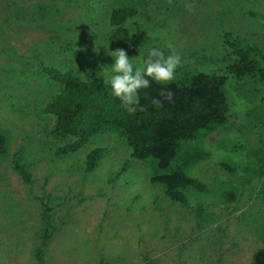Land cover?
<instances>
[{"label":"rangeland","instance_id":"1","mask_svg":"<svg viewBox=\"0 0 264 264\" xmlns=\"http://www.w3.org/2000/svg\"><path fill=\"white\" fill-rule=\"evenodd\" d=\"M121 7L134 16L113 27L110 12ZM130 20L136 31L129 38L123 28ZM225 36L264 54V0H0V130L7 140L0 264H264L263 84L229 76L228 124L186 146L176 163L189 164L186 176L206 189L185 192L183 203L151 186L150 165L131 158L114 134L56 157L61 143L49 136L53 122L43 112L60 86L41 74L42 65L84 81L103 78L112 61L97 46L109 39L107 50L124 49L128 58L167 44L181 57L178 77L228 75ZM95 148L105 150L104 159L86 172ZM14 161L28 181L13 171ZM42 205L54 229L45 246Z\"/></svg>","mask_w":264,"mask_h":264},{"label":"trees","instance_id":"2","mask_svg":"<svg viewBox=\"0 0 264 264\" xmlns=\"http://www.w3.org/2000/svg\"><path fill=\"white\" fill-rule=\"evenodd\" d=\"M133 10L131 7L113 9L109 24L113 27L122 25L134 16ZM222 41L229 61L228 75L197 72L178 77L176 72L167 85L150 82L147 89L138 93L144 110L134 114L126 113L120 107L102 77L84 81L71 71L60 72L42 65L41 74L60 86L59 92L50 97L43 111L53 122L49 136L61 143L55 148L54 155L59 157L78 152L94 137L114 134L123 140L131 158L150 165L151 186L160 187L170 201L183 203L185 192L204 193L203 184L186 176L185 169L189 164L176 167L181 151L228 124L230 106L226 84L229 76L240 85L248 82L264 85L262 51L240 38L225 36ZM161 89L171 90L173 100L164 102L163 107L157 110L150 100L159 98ZM6 148V136L0 130V156L6 154ZM104 156L105 150L100 148L90 151L84 162L86 172L97 168ZM258 165V176L263 179L259 194L264 195V157L258 158ZM12 167L23 181L29 180L28 172L20 161H14ZM225 168L236 171L235 166ZM245 171L255 173L253 168ZM42 208V216L47 223L44 232L40 233V241L45 246L54 229L49 225L51 210L43 205ZM40 249V246L35 248V256L39 260Z\"/></svg>","mask_w":264,"mask_h":264},{"label":"clouds","instance_id":"3","mask_svg":"<svg viewBox=\"0 0 264 264\" xmlns=\"http://www.w3.org/2000/svg\"><path fill=\"white\" fill-rule=\"evenodd\" d=\"M129 25L130 27L123 29L127 30V36L130 38L136 28L132 26V20L129 21ZM108 42L109 39L106 44L97 46V48L103 46L106 55L112 61L110 66L102 68L103 83L126 113L134 114L138 110L143 111L144 107L140 105L138 93L142 89H147L150 82L158 85H167L171 82L182 63L180 55L165 44L161 47L147 46L142 51H137L134 58H128L124 49L108 51ZM165 49L168 50L165 51ZM158 97L150 100V104L157 110L163 107L164 102H172L173 93L171 90L161 89Z\"/></svg>","mask_w":264,"mask_h":264}]
</instances>
